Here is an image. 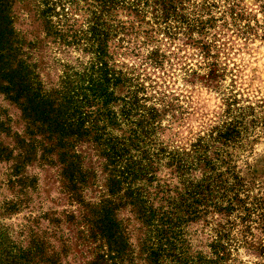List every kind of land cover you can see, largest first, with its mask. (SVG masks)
Listing matches in <instances>:
<instances>
[{
	"label": "rangeland",
	"instance_id": "1",
	"mask_svg": "<svg viewBox=\"0 0 264 264\" xmlns=\"http://www.w3.org/2000/svg\"><path fill=\"white\" fill-rule=\"evenodd\" d=\"M0 264H264V0H0Z\"/></svg>",
	"mask_w": 264,
	"mask_h": 264
}]
</instances>
